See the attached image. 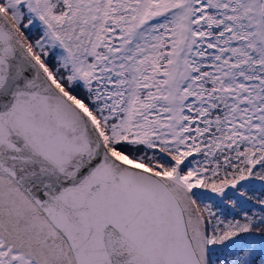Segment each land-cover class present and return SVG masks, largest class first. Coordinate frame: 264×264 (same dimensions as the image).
I'll list each match as a JSON object with an SVG mask.
<instances>
[{
	"label": "snow or ice",
	"instance_id": "obj_1",
	"mask_svg": "<svg viewBox=\"0 0 264 264\" xmlns=\"http://www.w3.org/2000/svg\"><path fill=\"white\" fill-rule=\"evenodd\" d=\"M0 264H264V0H0Z\"/></svg>",
	"mask_w": 264,
	"mask_h": 264
}]
</instances>
